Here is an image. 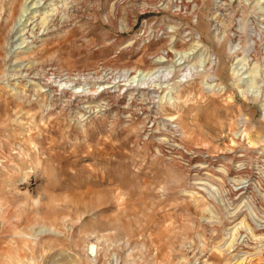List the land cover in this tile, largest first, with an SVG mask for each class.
I'll list each match as a JSON object with an SVG mask.
<instances>
[{"label": "rangeland", "instance_id": "rangeland-1", "mask_svg": "<svg viewBox=\"0 0 264 264\" xmlns=\"http://www.w3.org/2000/svg\"><path fill=\"white\" fill-rule=\"evenodd\" d=\"M0 264H264V0H0Z\"/></svg>", "mask_w": 264, "mask_h": 264}, {"label": "bare ground", "instance_id": "bare-ground-1", "mask_svg": "<svg viewBox=\"0 0 264 264\" xmlns=\"http://www.w3.org/2000/svg\"><path fill=\"white\" fill-rule=\"evenodd\" d=\"M24 4V3H23ZM23 9V6H22V8H21V10ZM25 11V10H24ZM9 14V13H8ZM20 14H21V12H20ZM70 19V18H69ZM46 20V19H45ZM64 24H68V22H67V20H65L64 22H63ZM165 55H166V52H165ZM166 57H168V59L169 58H171L172 59V56L170 55V53L168 52L167 53V56ZM163 58V57H162ZM164 59V58H163ZM196 66V65H195ZM195 66H192V67H188L189 68V73H191V75H192V73L194 72V70H196V68H195ZM207 68H209V67H207ZM198 69H199V67H198ZM160 71V70H159ZM131 71H129V72H127V73H124V74H122V75H120L119 76V78L122 76L126 81H129V78H131V80H134V79H136V78H138L139 77V74H141V73H130ZM136 72V71H135ZM156 72V71H155ZM170 72V71H169ZM122 73V72H121ZM159 73V72H158ZM188 71L186 70V74H185V76L186 77H188ZM45 74V73H44ZM119 74V73H118ZM41 75V74H40ZM54 75H55V73H54ZM144 75V74H143ZM159 75V74H158ZM157 75V77H160V76H158ZM69 76H72V74L70 75L69 74ZM68 76V77H69ZM80 76V75H79ZM105 76V75H104ZM146 77L148 76V75H145ZM149 76H154V74H151V75H149ZM163 76V75H162ZM65 77V76H64ZM67 77V76H66ZM113 77V76H112ZM117 77L118 76H116V78H114V79H116L117 80ZM155 77V76H154ZM156 77V78H157ZM44 79H45V81H44V83H46L47 85H46V87L47 86H51V88L53 89V87H55V86H58V87H66V86H68V85H73V81H62V80H57V78L56 77H54L53 75L52 76H50L49 74H45L44 75V77H43ZM59 78V77H58ZM71 78V77H70ZM73 78L74 77H72V80H73ZM77 78V77H76ZM75 78V79H76ZM156 78H154V79H156ZM191 78V77H190ZM63 79H65V78H63ZM67 79V78H66ZM103 79V78H102ZM146 79V78H145ZM100 77L98 76V74L97 75H95V74H87V75H82V76H80V78H77L76 80H75V83H77V84H79L80 86H81V88H80V90L81 89H83V90H85L86 92L87 91H90L89 93H90V95H93L94 93H92V91L90 90V88H92V86L93 85H91L90 83H98V82H100ZM108 80H110V79H108ZM112 80V79H111ZM114 82V81H113ZM252 83V82H251ZM110 87V86H109ZM213 85L211 84L210 86H209V88L210 89H213ZM49 89V88H48ZM246 89V88H245ZM54 91V90H53ZM70 91H71V89H70ZM213 91V90H212ZM57 92V91H56ZM81 93H83V92H81ZM249 93V90L247 89V90H245V91H242V95L243 96H246L247 94ZM53 94V93H52ZM73 94V93H72ZM71 94V95H72ZM54 96V95H53ZM55 97V96H54ZM72 97V96H71ZM80 98V97H79ZM80 105V104H79ZM231 149V148H230ZM16 237V236H15ZM95 249V246L94 245H91V250L93 251Z\"/></svg>", "mask_w": 264, "mask_h": 264}]
</instances>
